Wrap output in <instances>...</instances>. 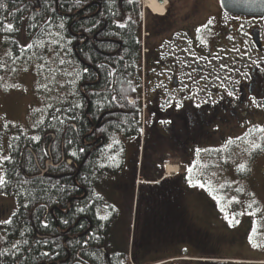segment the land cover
I'll return each mask as SVG.
<instances>
[{"label":"trees","instance_id":"trees-1","mask_svg":"<svg viewBox=\"0 0 264 264\" xmlns=\"http://www.w3.org/2000/svg\"><path fill=\"white\" fill-rule=\"evenodd\" d=\"M92 1L0 0L4 5L0 7V34L7 36L11 66L18 65L27 54L28 58L35 54L42 38L63 24L61 37L68 57L81 67L77 98L49 106L32 131L18 130V136L10 142L11 159L3 165L5 183L0 185V194L12 198L16 207L11 222L0 227V264H131L130 239L125 248L117 244L114 224L118 211L102 193V178L113 177L115 183L110 188L119 193L128 187L126 176L137 172V166L127 165L124 142H112L117 136L123 141L139 142L141 138L140 1L106 0L101 5ZM7 24H12L14 30L6 31ZM27 42L32 46L27 48ZM130 98L133 103L128 102ZM153 117L150 112L149 122ZM149 122L148 136L155 128ZM37 136L40 139L34 140ZM112 152L116 159L111 161L108 157ZM192 155L199 156V150ZM49 159L54 166L42 175ZM153 166L146 165L143 174H162L160 167ZM200 177L196 162L183 165L174 177V225H156L150 217L143 223L136 220L134 256L165 243L169 247L189 246L177 256L212 255L206 245L213 235L194 221L183 198ZM81 208L84 211H79ZM75 213L78 215L74 218ZM103 215L108 219L101 220ZM78 217L82 219L77 231L83 236L74 241L68 236L76 233L73 225Z\"/></svg>","mask_w":264,"mask_h":264},{"label":"rangeland","instance_id":"rangeland-1","mask_svg":"<svg viewBox=\"0 0 264 264\" xmlns=\"http://www.w3.org/2000/svg\"><path fill=\"white\" fill-rule=\"evenodd\" d=\"M196 1L183 0L182 5L186 7L190 5L189 3ZM203 2L200 1L199 5ZM210 8V2L209 5H200L202 13L208 12ZM61 28L60 25L58 29L54 28L52 32L45 35L42 42L36 45L37 52L30 58L27 54L16 66L8 67L7 64L2 63L0 65V124H2L0 157L8 156L7 142L17 134V130L32 131L41 122L49 106L66 99L75 100L77 98L79 92L77 79L81 74V68L74 59L68 57L65 40L61 37V34L63 35ZM233 46L235 47L231 51L221 49L220 57L213 60L214 62L210 65L205 64L202 59L193 58L194 67L195 62L198 66H202L204 62L202 67L207 71L205 80L207 81L209 77L210 80L207 84L206 81H201L203 87L200 86L199 90L194 87V90L203 91L201 93L204 94L206 100H202L199 95V98L193 101L192 108L196 107L195 105L197 108L201 107L206 102L210 107L219 104L221 100L215 89L229 92L232 87L237 88L240 79H248L249 68L253 64L257 65L261 59L264 60L263 56L249 58L247 51L237 50L236 44ZM7 51L6 45L0 42V62L4 63L9 54ZM239 59L241 62L235 63ZM232 67H236L235 74L231 71ZM204 76V73H201L195 75V79H203ZM128 102L130 103L131 99ZM249 102L252 110L245 118L237 119L239 120L235 122L237 127L225 129V133L218 132L213 138L197 139L195 143L199 148L196 146V148H193L194 146L191 149L188 148L189 156L181 151L183 149L172 148L176 151L170 149L168 140H172L174 146L179 133L168 131L165 136H160L151 128V134L149 138L145 137L144 144L143 137L138 143L132 140L123 141V138L117 136V141L125 144L127 165H132V168L137 166L136 180L134 183L130 182L136 188L142 180L139 177L142 147L147 149L143 151V156L147 155L146 158H148L143 163V167L150 166L148 163H152L160 167L163 174L178 175L182 163L190 165L196 162L199 164L201 179L189 188L186 204L200 228L213 235L208 240L206 251H217L221 254L220 257L214 256L202 260L229 261L234 262L233 264H264V132L257 130L264 128V100H250ZM159 118L160 122L164 119L162 116ZM154 119L156 118L153 117L149 122L147 111H143L142 131L145 130L148 122L154 124ZM162 130L161 133H164V129ZM221 136L226 137L227 140L223 142ZM253 142L260 144L261 147L252 149ZM113 144L115 143L112 142ZM197 150H199V156L195 157L192 154ZM110 156H113V152ZM136 158L137 163L135 164ZM241 165L243 168L240 167ZM170 168L176 169L177 173H170ZM3 173V165L0 163V175L3 176ZM113 179V177L102 178V193L104 192L103 194L117 207L129 205L131 196L126 195L125 189L116 193L110 188V185L115 183ZM132 206L133 211L128 213L131 216L128 223L131 225L130 231L129 225L126 231H124L125 228L119 229L114 226V231L121 230L116 239L121 247L126 245L129 235V244L132 241L135 199ZM15 207V201L12 198L0 195V209L4 211L0 216V227L4 226V221L10 220ZM188 247H171L167 249L168 254L154 253L150 257L167 256L172 252L178 254ZM192 257L184 258L200 260L199 257L202 256ZM182 258L166 257L148 264H198L182 260Z\"/></svg>","mask_w":264,"mask_h":264},{"label":"flooded vegetation","instance_id":"flooded-vegetation-1","mask_svg":"<svg viewBox=\"0 0 264 264\" xmlns=\"http://www.w3.org/2000/svg\"><path fill=\"white\" fill-rule=\"evenodd\" d=\"M10 1L14 2L15 0ZM105 1L94 0L92 3L101 5ZM119 1L125 2V0ZM139 1V5L137 6L139 11L138 32L141 40V50L145 49L144 52L141 51L139 80L144 85L147 100L150 101L148 104L150 111L149 113L147 111L148 117H150V112H153L155 118L156 116H162L164 118L162 122H160V118L157 121L154 120L153 125L156 129L154 128L153 130L159 133L160 136H165L168 131L179 133L178 137H176L178 140L174 141V146L172 140H168L171 146L170 149H185V155L189 156V149L194 145L199 148L198 144L195 143L197 139L213 138L218 132L225 133V129L237 127L236 123L239 122L237 119L245 118L252 110V105H250L249 101L264 100V60L261 59L260 62H257V65L253 64L249 68L247 80L240 79L238 81L237 88L232 87L229 92H221V90L215 89L219 100H221L219 104L210 107L208 102H206L201 107L198 106L197 108V105H195L196 107L192 108L194 106L193 101L199 98V95H201L202 100H206L204 94L201 93L203 91H197L200 86L203 87L201 81L205 82V78L207 77L206 68L204 69L202 66H204V62L210 65L217 60L220 57L221 49L231 51L235 47H232V45L236 44L237 50L249 53V58L253 56H263L264 58V18H247L226 14L222 10L219 0H197L195 3H189L190 5L186 7L182 5L183 0H156L165 8L162 15L153 13L146 6L145 0ZM200 1H204L200 5H209V2L211 3V8L208 12L202 13L199 5ZM127 11L129 12L128 8ZM124 17L127 18L128 16L125 14ZM209 20L213 21L210 25H208ZM204 25H207V27H204ZM0 39V42L6 45L8 49L7 53L9 52L4 63L0 62V65L1 63L7 64L9 67L12 62L9 59L11 58V51L7 45L8 39L3 34H0ZM26 47L28 48V42ZM193 58L204 60L202 66L196 65L197 63L195 62L194 67ZM240 62V59L235 61L237 64ZM77 63L80 66V63ZM231 71L235 74L236 67H232ZM201 73H204V78L195 79V75H200ZM209 80L210 77L207 78L206 84ZM194 87L197 90H194ZM82 90L83 87L80 86V92ZM230 92L232 95H229ZM244 103L246 104V108ZM247 103L249 104L247 105ZM1 126L2 124H0V134L2 130ZM162 129H164V133H161L163 132ZM17 136L18 132L7 142V157L10 156V142ZM142 137L144 144L145 137L146 139L149 138L147 127L141 132ZM222 139L223 142L227 140L226 137L221 136ZM142 148L143 151L147 150L144 147ZM143 151L139 173V177L142 180L138 183L137 188L134 184H130V182L134 183V180H136L137 172L135 174H128L126 177H129V180L125 178L126 181H129L127 182L128 187L125 192L126 195L131 196V202L129 205L125 204V206L120 205L118 207L114 204V207L116 206L115 208L118 211L114 226L119 227V229L125 228L124 231L127 230V225L130 226L128 223L131 216L128 213L133 211L132 203L134 199L133 225L136 220H140L143 223L149 217L153 218L156 225L162 222H167L170 225L175 224L177 190L171 188L172 184L175 183V176L169 173L168 175L160 173L157 176H153L147 172L144 175L143 170L145 171L146 168L143 167V163L148 158H146L147 155L143 156ZM5 161L2 162V165H4ZM136 163L137 158L135 159ZM183 165L186 166L188 164L182 163ZM150 166H153V164L150 163ZM152 168L156 170L155 166ZM181 171L182 168L180 171L178 170V173ZM161 184L162 187L160 188ZM187 195H189L188 191L183 197L186 202ZM1 213L0 211V216ZM62 213L64 216L66 215L65 212ZM77 215L75 213L74 218ZM81 219L82 217L76 219L73 225L74 232L76 233L73 236H68V239L78 241L79 237L83 236V234H78L77 231ZM115 231L119 237L118 233L121 230ZM68 232L62 233V235H67ZM131 238L133 241V231ZM132 241L129 244L131 245L129 248V260L131 264H148L149 262H158V260L166 257L176 259L177 253L175 252L167 256L150 257L154 253L161 254L164 252L166 254L167 249L171 248L167 246V243L148 253L140 251L134 256ZM171 241L172 239L169 238L168 242L171 243ZM210 254H212L209 255L211 257L205 256L199 258L221 256L217 251H210ZM177 257H183L182 259H184V257L191 256L178 255ZM188 262L194 261L190 260ZM195 262L198 264H228L222 261L212 262L207 260H196Z\"/></svg>","mask_w":264,"mask_h":264},{"label":"water","instance_id":"water-1","mask_svg":"<svg viewBox=\"0 0 264 264\" xmlns=\"http://www.w3.org/2000/svg\"><path fill=\"white\" fill-rule=\"evenodd\" d=\"M219 2L226 14L247 18H264V0H219ZM68 163L71 161L69 160ZM53 165L52 159L48 160L41 174L47 173Z\"/></svg>","mask_w":264,"mask_h":264},{"label":"snow or ice","instance_id":"snow-or-ice-1","mask_svg":"<svg viewBox=\"0 0 264 264\" xmlns=\"http://www.w3.org/2000/svg\"><path fill=\"white\" fill-rule=\"evenodd\" d=\"M0 7H4V5H3L2 3H0ZM212 23H213L212 20H209V21H208V25H210V24H212ZM120 26L123 27V25H120ZM4 27H5V30H6V31H12V30H14V26H13L12 24H7V25H5ZM61 27H63V24H61ZM204 27H207V25H204ZM198 31H199V29H198ZM31 46H32V45H28V47H31ZM85 71H87V69H85ZM229 95H232V93L230 92ZM79 106H80V105H77V107H79ZM61 123H63V121H61ZM257 130H258V131H261V132H264V128L257 129ZM33 139H34V140H39L40 137H38V136H37V137H33ZM229 142L231 143V141H229ZM114 143H118V141H114ZM108 147L111 148L112 145L110 144V145H108ZM251 147H252V149H258V148L261 147V145L258 144V143L253 142V143L251 144ZM80 151L83 152L84 149L81 148ZM76 154H77L76 152H73V153H72L73 156H76ZM10 159H11V157H7V156L0 157V163H2V162L5 161V160H10ZM108 159H110V160H115L116 157H115V156H109ZM101 167H103V165H101ZM240 167L243 168V165H241ZM4 183H5V179H4V177H3L2 175H0V185H3ZM221 187H223V186H221ZM97 198L100 199V197H97ZM249 207H251V205H249ZM79 211H84V209L81 208V209H79ZM99 218H100L101 220H107V219H108V215H103V216H100ZM10 222H11L10 220H9V221H4V223H10ZM65 223H67V221H65ZM47 226H48L47 224H44V227H47ZM45 255H47V253H45Z\"/></svg>","mask_w":264,"mask_h":264},{"label":"bare ground","instance_id":"bare-ground-1","mask_svg":"<svg viewBox=\"0 0 264 264\" xmlns=\"http://www.w3.org/2000/svg\"><path fill=\"white\" fill-rule=\"evenodd\" d=\"M146 6L155 14L162 15L165 11V8L160 5L156 0H145ZM170 173H176V169L170 168Z\"/></svg>","mask_w":264,"mask_h":264}]
</instances>
